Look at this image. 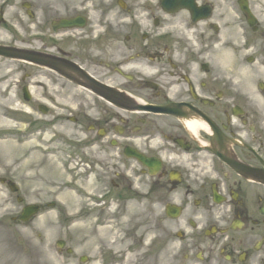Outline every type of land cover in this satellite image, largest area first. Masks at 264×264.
I'll return each mask as SVG.
<instances>
[{"label":"flooded vegetation","instance_id":"af4514ba","mask_svg":"<svg viewBox=\"0 0 264 264\" xmlns=\"http://www.w3.org/2000/svg\"><path fill=\"white\" fill-rule=\"evenodd\" d=\"M118 1L102 8L103 33L56 34L50 8L25 0L1 8L12 29L0 27L62 56L58 95L37 99L62 102V140L85 179L118 199L149 181L172 264H264V0H195L174 15L161 0ZM76 6L62 1V19L82 16ZM125 152L156 160V174Z\"/></svg>","mask_w":264,"mask_h":264},{"label":"rangeland","instance_id":"374dc122","mask_svg":"<svg viewBox=\"0 0 264 264\" xmlns=\"http://www.w3.org/2000/svg\"><path fill=\"white\" fill-rule=\"evenodd\" d=\"M34 1L48 2L58 10L62 7V0ZM66 1L78 4L87 0ZM89 10L91 23L96 24L100 12L90 7L83 11ZM0 37L5 35L0 33ZM17 72L18 63L0 59V176L7 175L19 184L25 203L56 206L27 226L15 225L11 218L21 206L0 185V264H81L82 256L88 257V264H100L102 260L108 264H171L157 236L153 197L136 202L129 196L130 200L119 202L108 195L106 205H96L88 198L100 195L93 179L84 185H76V179L71 183L70 169L76 166V160L73 149L58 137L62 124L45 134L30 131L28 108L15 98L16 80L21 75ZM47 89L51 95H58L50 83ZM147 189L145 186V193ZM102 207L106 208L100 210ZM104 225L113 226L117 239L114 245V240H96L99 227ZM58 240L67 241L74 253L59 254L55 247Z\"/></svg>","mask_w":264,"mask_h":264},{"label":"water","instance_id":"95a60500","mask_svg":"<svg viewBox=\"0 0 264 264\" xmlns=\"http://www.w3.org/2000/svg\"><path fill=\"white\" fill-rule=\"evenodd\" d=\"M183 5V4H181ZM187 7V6H186ZM68 26V25H67ZM0 55L4 56V57H8V58H19V59H24V60H31L34 59V57H32L30 54L28 53H21V52H17L15 50H11V49H5V48H0ZM41 63L50 66V67H58L60 64L58 63H54L53 61L49 60V59H41L38 60ZM36 211V209L33 208H29L26 212V215L22 218L23 221L28 220L31 217V214H33ZM59 246H63L62 243L58 244Z\"/></svg>","mask_w":264,"mask_h":264},{"label":"bare ground","instance_id":"6f19581e","mask_svg":"<svg viewBox=\"0 0 264 264\" xmlns=\"http://www.w3.org/2000/svg\"><path fill=\"white\" fill-rule=\"evenodd\" d=\"M113 226L111 225H104L99 227V234L96 237V240H102L104 242H108L110 240H114L112 245H114L117 242V239L114 235Z\"/></svg>","mask_w":264,"mask_h":264}]
</instances>
